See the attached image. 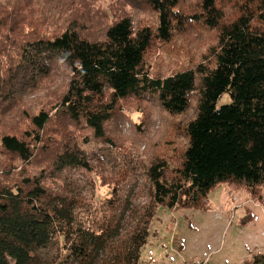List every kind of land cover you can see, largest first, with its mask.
Wrapping results in <instances>:
<instances>
[{
  "label": "trees",
  "instance_id": "obj_1",
  "mask_svg": "<svg viewBox=\"0 0 264 264\" xmlns=\"http://www.w3.org/2000/svg\"><path fill=\"white\" fill-rule=\"evenodd\" d=\"M0 171V264H140L159 206L264 204V0H0Z\"/></svg>",
  "mask_w": 264,
  "mask_h": 264
},
{
  "label": "rangeland",
  "instance_id": "obj_2",
  "mask_svg": "<svg viewBox=\"0 0 264 264\" xmlns=\"http://www.w3.org/2000/svg\"><path fill=\"white\" fill-rule=\"evenodd\" d=\"M232 102L227 91L217 107ZM130 125L126 123L125 132ZM98 189L108 195L106 188ZM209 206H159L140 264H261L257 258L264 255V204L251 199L247 187L224 182L210 193Z\"/></svg>",
  "mask_w": 264,
  "mask_h": 264
}]
</instances>
